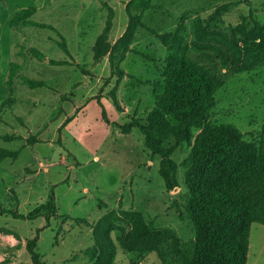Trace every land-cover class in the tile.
<instances>
[{
  "label": "rangeland",
  "instance_id": "obj_1",
  "mask_svg": "<svg viewBox=\"0 0 264 264\" xmlns=\"http://www.w3.org/2000/svg\"><path fill=\"white\" fill-rule=\"evenodd\" d=\"M131 1L0 0V149L11 153L0 160V264H31L27 244L37 230V250L45 264H93L85 251L95 244L96 232L108 231L117 248L115 264H162L157 252L139 259L121 248L119 238L128 228L108 217L122 210L142 213L187 245L194 241L186 210L190 146L182 144L173 154L178 188L168 191L160 158L131 125L145 122L163 92L170 49L159 35L174 34L183 23L189 56L208 63L205 54L191 48L196 19L209 32L251 27L264 23V0H150L149 10L133 8L145 27L138 29L119 75L112 72L109 56L94 60L93 47L110 8L109 42L124 34ZM30 8L32 21L55 30L11 24ZM62 37L68 53L59 46ZM215 99L212 124L233 126L246 142L258 144L264 127V69L227 75ZM53 195L57 213L50 226L43 216L13 217V212L28 215ZM249 264H264L260 224L252 227Z\"/></svg>",
  "mask_w": 264,
  "mask_h": 264
},
{
  "label": "trees",
  "instance_id": "obj_2",
  "mask_svg": "<svg viewBox=\"0 0 264 264\" xmlns=\"http://www.w3.org/2000/svg\"><path fill=\"white\" fill-rule=\"evenodd\" d=\"M137 7L144 11L152 8L150 0L129 2L128 27L113 44L109 42L114 20V11L110 8L105 29L93 47L94 60L100 62L109 56L112 72L119 75L123 73L119 65L130 51L138 29L145 27L142 15L132 12ZM220 12L214 13L211 21H216ZM32 15V8L25 9L11 24L55 30L50 25L32 21ZM196 28L191 48L205 54L208 63L189 56L184 44L183 23L176 33L159 35L170 49L163 69V92L156 96L155 106L145 122L135 121L131 125L144 135L147 149L160 158V175L168 191L178 188V164L173 154L182 144L190 146L185 161L190 166L186 174L189 189L186 210L193 225L194 241L190 245L183 243L172 231L148 222L140 212L122 210L108 217V221L128 228L121 234L119 244L126 253L139 259L157 252L162 264H249L252 227L254 224L264 226V127L259 143L252 144L244 140L237 128L214 125L211 118L217 105L216 93L227 75L264 69V23L255 21L251 27L239 24L231 32L223 33L209 32V27L196 19ZM62 39L59 46L68 53L66 40ZM198 130L201 134L196 137ZM171 141L174 142L169 144ZM10 154L0 149V160ZM56 213L53 195L28 215L17 212L12 215L22 220L43 216L50 226ZM111 232H96L95 244L85 251L93 264H115L117 248L110 238ZM40 234L41 230H37L27 244L31 264H45L37 250Z\"/></svg>",
  "mask_w": 264,
  "mask_h": 264
}]
</instances>
